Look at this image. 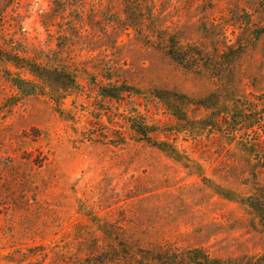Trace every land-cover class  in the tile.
I'll list each match as a JSON object with an SVG mask.
<instances>
[{"label":"rangeland","instance_id":"1","mask_svg":"<svg viewBox=\"0 0 264 264\" xmlns=\"http://www.w3.org/2000/svg\"><path fill=\"white\" fill-rule=\"evenodd\" d=\"M0 43L79 84L9 106L0 62V264L264 252L244 201L264 183V0H0Z\"/></svg>","mask_w":264,"mask_h":264},{"label":"trees","instance_id":"2","mask_svg":"<svg viewBox=\"0 0 264 264\" xmlns=\"http://www.w3.org/2000/svg\"><path fill=\"white\" fill-rule=\"evenodd\" d=\"M171 56L174 57L175 54L171 52ZM0 62L10 65V67H3V73L16 90L15 94L10 95L6 100L9 106L16 104L24 97L46 93L58 105L67 94L77 89L79 85L76 80L75 71L69 67L64 65L58 67L49 63H43L39 58L29 55L26 50L16 49L13 46L7 47L4 43H0ZM10 68H15L16 70ZM99 94L106 97H113L115 95L105 85L99 87ZM130 125L139 135H147V131L135 120H131ZM261 126L264 142V124L261 123ZM152 144L177 160L188 159L174 145L166 141H154ZM262 163V167L264 168V160ZM221 193L226 197H231L227 190L222 189ZM244 201L254 211L264 229V183L256 186L244 198ZM111 248L109 251H101L100 255L102 253L105 257L109 255L108 261L121 264H264V252L244 261H224L211 258L201 248L187 250L185 254H179L177 251L165 248L160 250L137 248L135 251L125 249L120 254L116 250V247ZM110 256L114 257L111 259ZM99 263H104V260H99Z\"/></svg>","mask_w":264,"mask_h":264}]
</instances>
